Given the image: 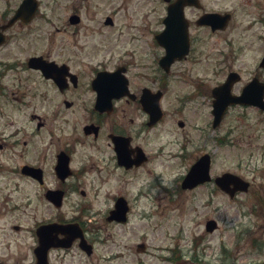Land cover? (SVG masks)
<instances>
[{
	"label": "flooded vegetation",
	"instance_id": "af4514ba",
	"mask_svg": "<svg viewBox=\"0 0 264 264\" xmlns=\"http://www.w3.org/2000/svg\"><path fill=\"white\" fill-rule=\"evenodd\" d=\"M26 1L0 0V264H52L55 252L64 260L80 249L79 240L41 248L38 229L68 223L67 203L78 213L71 221L94 245L96 229L82 213L116 180L153 174L167 121L181 131L196 120L212 125L215 91L231 73L237 81L230 96L254 80L264 85V0H38L33 14ZM236 108L264 118L259 107L238 104L221 126ZM181 141L184 151L187 139ZM168 156L177 166L184 158ZM214 169L211 182L184 191L211 197L207 204L218 194L236 200L252 192L241 170ZM225 173L243 178L249 190L223 192L215 179ZM152 185L159 187L154 178ZM54 194H62L60 207ZM119 198L131 204L124 194L113 202ZM254 214L264 215V207ZM64 238L49 233L45 242ZM249 248L258 259L252 264H263L264 241ZM80 252L92 257L95 249ZM233 255L224 251L221 263H235Z\"/></svg>",
	"mask_w": 264,
	"mask_h": 264
},
{
	"label": "rangeland",
	"instance_id": "374dc122",
	"mask_svg": "<svg viewBox=\"0 0 264 264\" xmlns=\"http://www.w3.org/2000/svg\"><path fill=\"white\" fill-rule=\"evenodd\" d=\"M200 122L196 120L187 131H181L173 119L167 121L163 125L164 157L157 161L153 174L132 173L122 182L116 180L101 191L95 204L87 206L82 219L96 229L94 257L88 258L75 248L64 260L62 252H55L52 264H222L224 251L237 257L232 264L257 262L249 247L255 239L264 241V215L254 214L257 205L264 207V118L259 119L252 110L236 108L215 130L208 122ZM182 139H187L184 151ZM160 143L156 142L154 149ZM177 152L184 156L178 166L168 156ZM204 153L212 155L214 171L241 170L253 182L252 192L236 200L218 194L207 204L211 197L196 198L183 191L178 175H185ZM152 178L158 188L153 187ZM117 194L131 201L124 225L106 221ZM63 210L68 221L78 216L69 203ZM211 219L218 222L215 233L206 231V222ZM139 244L146 245L145 253L137 251ZM237 245L240 248L235 251Z\"/></svg>",
	"mask_w": 264,
	"mask_h": 264
},
{
	"label": "water",
	"instance_id": "95a60500",
	"mask_svg": "<svg viewBox=\"0 0 264 264\" xmlns=\"http://www.w3.org/2000/svg\"><path fill=\"white\" fill-rule=\"evenodd\" d=\"M2 42V39H0V43ZM232 80V79H231ZM228 83V85L232 82ZM251 86L246 89L245 91V96L242 98H239L238 100H234L235 102H245V103H250L254 105H258L261 108H264V102H263V91L262 89H259L258 91L256 88H253L251 91V95L249 97L246 96L247 93H250ZM230 103H232L231 100H222L219 104V106H216V109L214 111V114L216 116V120L214 123V127L218 126L220 123V120L223 116L224 110L226 106H228ZM211 166V158L209 155H206L202 157L190 170L189 174L186 176L184 182H183V188H192L194 186H197L198 184L204 183L206 181L210 180L209 176V169ZM217 183L221 188L228 189L231 185H234V190L233 192L237 190H247L248 184L244 183L240 178L232 175V174H225L222 177L217 179ZM51 198L56 202L58 206L61 205V199L60 196L54 194L51 196ZM127 212H128V207L125 204V202L120 201L117 204L116 210L112 212V216L109 218L110 221L116 220L119 222H125L127 220ZM48 228L52 229V232H57V231H68L66 233L70 232H76V234H69L67 237V240L59 243L60 246H66L70 247L72 244V241L79 236L82 238V248L87 249L89 253L91 252V247L86 246V241L84 239L83 233L81 230L78 231L77 226L75 225H66V226H59L57 224H53L48 226ZM216 229V224L214 221H210L207 224V230L208 231H213ZM64 231V232H65ZM41 237H43L41 235ZM68 241V242H67ZM51 245H47V248H49ZM141 251H144V245L139 246Z\"/></svg>",
	"mask_w": 264,
	"mask_h": 264
}]
</instances>
